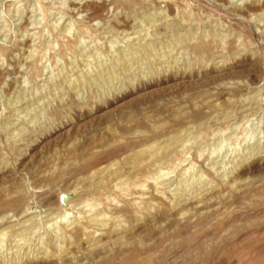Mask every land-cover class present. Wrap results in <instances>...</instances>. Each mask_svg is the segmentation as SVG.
<instances>
[{
    "label": "rangeland",
    "instance_id": "1",
    "mask_svg": "<svg viewBox=\"0 0 264 264\" xmlns=\"http://www.w3.org/2000/svg\"><path fill=\"white\" fill-rule=\"evenodd\" d=\"M0 233V264H264V0H0Z\"/></svg>",
    "mask_w": 264,
    "mask_h": 264
},
{
    "label": "bare ground",
    "instance_id": "2",
    "mask_svg": "<svg viewBox=\"0 0 264 264\" xmlns=\"http://www.w3.org/2000/svg\"><path fill=\"white\" fill-rule=\"evenodd\" d=\"M85 3H86V2H85ZM242 14H243V13H242ZM128 18H129V17H128ZM90 22H91V21H90ZM95 22H96V21H95ZM95 22H94V23H95ZM126 22H127V21H126ZM164 22H165V21H164ZM124 23H125V22H124ZM124 23H123V24H124ZM167 28H168V26H167ZM86 32H87V31H86ZM57 37H58V36H57ZM59 46H60V45H59ZM64 51H65V50H64ZM28 71H29V70H28ZM2 81H3V80H2ZM140 185H141V184H140ZM135 186H136V185H135ZM120 190H121V189H120ZM127 190H128V189H127ZM160 192H161V191H160ZM142 195H143V194H142ZM142 195H141V196H142ZM144 195H145V194H144ZM65 197H66V194H64V198H65ZM64 198H63V199H64ZM106 198H107V197H106ZM63 199H60V201H62ZM131 199H132V198H131ZM139 200H140V199H139ZM147 200H148V199H147ZM112 201H113V200H112ZM112 204H113V203H112ZM135 204H136V203H135ZM153 205H154V204H153ZM137 209H138V208H137ZM197 214H198V213H197ZM101 218H102V217H101ZM95 219H96V218H95ZM67 227H68V226H67ZM62 230H63V229H62ZM82 231H83V230H82ZM0 234H1V233H0ZM61 234H62V233H61ZM72 234H73V233H72ZM59 239H60V237H59ZM81 241H82V240H81ZM128 254H129V253H128ZM58 257H59V256H58ZM62 258H63V257H62ZM70 258H71V257H70ZM7 260H8V259H7ZM11 261H12V260H11ZM16 261H17V260H16ZM71 261H72V260H71ZM13 262H14V261H13ZM68 262H69V261H68ZM91 263H92V262H91ZM13 264H14V263H13ZM78 264H79V263H78Z\"/></svg>",
    "mask_w": 264,
    "mask_h": 264
},
{
    "label": "water",
    "instance_id": "3",
    "mask_svg": "<svg viewBox=\"0 0 264 264\" xmlns=\"http://www.w3.org/2000/svg\"><path fill=\"white\" fill-rule=\"evenodd\" d=\"M63 198H64V194H61V195H60V199H63Z\"/></svg>",
    "mask_w": 264,
    "mask_h": 264
}]
</instances>
